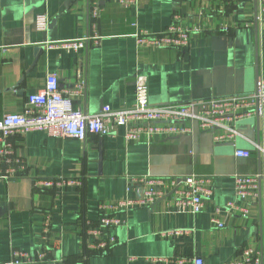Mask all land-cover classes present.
I'll use <instances>...</instances> for the list:
<instances>
[{
    "label": "crops",
    "instance_id": "1",
    "mask_svg": "<svg viewBox=\"0 0 264 264\" xmlns=\"http://www.w3.org/2000/svg\"><path fill=\"white\" fill-rule=\"evenodd\" d=\"M87 9V0H0V118L24 111L27 96L44 86L49 72L65 90L84 79V91L71 98L87 113L105 105H131L136 75L147 77L153 104L251 93L257 77H264V0H139L131 8L105 2L98 45L79 51L47 46L85 35ZM174 13L190 29L187 48L136 43L139 29L160 33ZM39 15L45 16L44 29L36 26ZM234 126V138L221 142L196 124L191 134L137 141H126L121 126L113 135L90 134L84 141L44 130L14 135L9 140L21 167L19 177L0 180V264L13 249L42 253L40 264H180L177 258L193 257L204 264L232 261L264 234V204L256 198L247 197L246 215L222 207L235 199L236 175L264 173L263 115H245ZM239 149L249 155L237 156ZM136 175H198L207 179L210 193L199 213L178 211L170 194L121 212L124 222L103 232L115 243L104 250L90 247L96 239L87 230L101 214L99 205L129 197L127 181ZM61 177L79 183L40 184ZM174 230L180 233L165 234ZM160 257L169 261L155 260Z\"/></svg>",
    "mask_w": 264,
    "mask_h": 264
},
{
    "label": "built area",
    "instance_id": "2",
    "mask_svg": "<svg viewBox=\"0 0 264 264\" xmlns=\"http://www.w3.org/2000/svg\"><path fill=\"white\" fill-rule=\"evenodd\" d=\"M114 2L124 8L136 7L139 0H87L88 31L75 39L60 40L47 44L49 48L57 47L69 51H79L84 47L98 45L101 36L98 34V20L102 3ZM181 15L174 13L170 23L160 33L139 29L135 34L136 43L162 49L184 50L190 41V29L180 25ZM45 16L36 17L38 29H44ZM226 28V27H225ZM85 89L82 77L70 90L61 89L57 76L49 72L44 86L27 96L26 108L20 113H7L0 118V180L8 181L19 177L17 169L21 159L14 156L10 138L22 135L31 130H44L54 137H72L84 141L90 134L102 137L113 135L115 128H124L126 141L150 139L154 135L170 137L194 132L196 124L199 131L210 132L215 142L232 140L237 134L235 122L241 117L264 112V77L255 80L251 93L207 99L189 100L183 103L153 104L149 101L148 82L145 75H136L134 101L131 105L112 108L103 106L95 113H87L75 108L72 94ZM222 131L216 134V131ZM264 146V144H263ZM263 149L262 146H258ZM247 157V151L239 149L235 153ZM207 179L198 175L162 177L136 175L129 177L127 190L130 196L99 205L101 214L96 223L89 226L87 232L94 236L96 242L90 247L104 250L115 243V238L103 237L108 227L121 225L124 221L119 213L134 207L149 206L166 194L173 196L175 207L180 212L199 213L204 207V198L210 191L204 186ZM44 188L63 187L78 184L74 177L47 178L40 181ZM264 173L236 175L234 178L235 199L226 202L222 207L234 214L246 215L249 212L248 198L253 197L264 204ZM221 207H217L219 212ZM219 226L217 219H212ZM264 231V220L262 221ZM180 233V230L165 233ZM45 255H30L26 251L13 249L9 259L1 264H40ZM169 261L164 257L155 259ZM180 264H204L201 257L177 258ZM223 264H264V234L261 241L254 246L243 247L235 259Z\"/></svg>",
    "mask_w": 264,
    "mask_h": 264
},
{
    "label": "water",
    "instance_id": "3",
    "mask_svg": "<svg viewBox=\"0 0 264 264\" xmlns=\"http://www.w3.org/2000/svg\"><path fill=\"white\" fill-rule=\"evenodd\" d=\"M262 115H263V120H264V112H263V114H262Z\"/></svg>",
    "mask_w": 264,
    "mask_h": 264
}]
</instances>
